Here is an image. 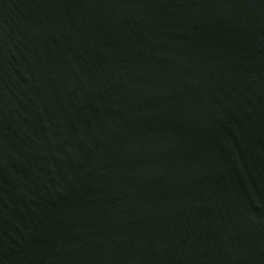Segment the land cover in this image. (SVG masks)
<instances>
[{"label": "water", "instance_id": "water-1", "mask_svg": "<svg viewBox=\"0 0 264 264\" xmlns=\"http://www.w3.org/2000/svg\"><path fill=\"white\" fill-rule=\"evenodd\" d=\"M0 264H264V0H0Z\"/></svg>", "mask_w": 264, "mask_h": 264}]
</instances>
